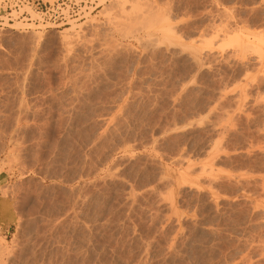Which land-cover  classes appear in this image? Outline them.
<instances>
[{"label":"rangeland","instance_id":"obj_1","mask_svg":"<svg viewBox=\"0 0 264 264\" xmlns=\"http://www.w3.org/2000/svg\"><path fill=\"white\" fill-rule=\"evenodd\" d=\"M137 1L0 14V264H264V0Z\"/></svg>","mask_w":264,"mask_h":264},{"label":"built area","instance_id":"obj_2","mask_svg":"<svg viewBox=\"0 0 264 264\" xmlns=\"http://www.w3.org/2000/svg\"><path fill=\"white\" fill-rule=\"evenodd\" d=\"M97 0H1L4 11L0 14L7 18L23 20L26 23L43 24L45 28L64 27L73 19L82 18L88 7L92 10ZM48 24V25H46Z\"/></svg>","mask_w":264,"mask_h":264},{"label":"crops","instance_id":"obj_3","mask_svg":"<svg viewBox=\"0 0 264 264\" xmlns=\"http://www.w3.org/2000/svg\"><path fill=\"white\" fill-rule=\"evenodd\" d=\"M8 218L2 219L0 221V230L6 232L16 221L17 215L11 205H9V210L7 212Z\"/></svg>","mask_w":264,"mask_h":264},{"label":"bare ground","instance_id":"obj_4","mask_svg":"<svg viewBox=\"0 0 264 264\" xmlns=\"http://www.w3.org/2000/svg\"><path fill=\"white\" fill-rule=\"evenodd\" d=\"M140 0H138L137 2H139ZM142 1V0H141ZM141 3H143V2H140V4ZM139 4V3H138ZM140 4H139V6H140ZM135 5H137V4H134V6ZM142 5V4H141ZM148 7V6H147ZM145 11V10H144ZM87 14V13H86ZM145 16V15H144ZM143 17V16H142ZM144 18V17H143ZM149 18V17H148ZM1 24V23H0ZM3 24V23H2ZM21 24V22H19L18 23V25H20ZM9 25H11V24H9ZM29 25H30V23H29ZM32 25V24H31ZM36 25H38V24H36ZM38 27V26H37ZM53 28H55V27H53ZM68 28V27H67ZM66 28V29H67ZM163 28V27H162ZM166 29H168V28H165L164 30H166ZM170 31V30H169ZM166 32V31H165ZM170 34H171V32H170ZM38 38V37H37ZM220 38V37H219ZM213 39H215V38H213ZM223 39V38H222ZM227 39V38H226ZM212 41V40H211ZM233 44H235V46H237V47H241L242 46V39H240L239 37L237 38L236 36L234 37V39H233ZM255 48V47H254ZM186 49V48H185ZM237 51H238V49H237ZM251 52V51H250ZM253 52H256V48L253 50ZM260 53V52H259ZM258 54V53H257ZM203 170V169H202ZM163 179V178H162ZM4 209H0V211L2 212ZM0 212V213H1ZM7 215V214H6ZM18 218V217H17ZM17 221V220H16ZM1 245V244H0ZM1 247V246H0ZM0 249H2V247L0 248Z\"/></svg>","mask_w":264,"mask_h":264}]
</instances>
